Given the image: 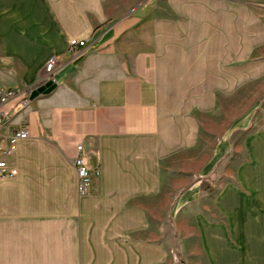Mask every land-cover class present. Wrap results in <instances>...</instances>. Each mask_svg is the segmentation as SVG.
Masks as SVG:
<instances>
[{
    "label": "crops",
    "instance_id": "0c3cea01",
    "mask_svg": "<svg viewBox=\"0 0 264 264\" xmlns=\"http://www.w3.org/2000/svg\"><path fill=\"white\" fill-rule=\"evenodd\" d=\"M229 70L264 85V0H0L5 127L31 135L0 178V264H264V102L212 126Z\"/></svg>",
    "mask_w": 264,
    "mask_h": 264
},
{
    "label": "built area",
    "instance_id": "2783aa9c",
    "mask_svg": "<svg viewBox=\"0 0 264 264\" xmlns=\"http://www.w3.org/2000/svg\"><path fill=\"white\" fill-rule=\"evenodd\" d=\"M86 42V39L75 37L69 39V50L73 59H77L83 55ZM55 66V58L47 62L44 69V77L39 85L46 81V77L53 71ZM17 94L18 92L14 89L0 86V178H12L17 175L18 168L12 164L11 158L15 153L18 143L31 137L29 127L26 124L11 131L5 127L9 117L6 104ZM74 166L76 189L79 196L89 195L92 191L93 176L98 173V168L89 165L85 148L81 142L75 145Z\"/></svg>",
    "mask_w": 264,
    "mask_h": 264
},
{
    "label": "rangeland",
    "instance_id": "374dc122",
    "mask_svg": "<svg viewBox=\"0 0 264 264\" xmlns=\"http://www.w3.org/2000/svg\"><path fill=\"white\" fill-rule=\"evenodd\" d=\"M133 1H157V0H133ZM153 2H150L149 4H152ZM163 45L165 47V50L170 48L171 46H175V38H167L163 42ZM167 74H170L172 71L167 70L164 71ZM217 72L218 71H213ZM229 83L227 87H221L218 84V79L215 77L211 79V85L205 86V93L211 95V109H212V126L215 124V121H217L216 124L219 125V121H224V118H215V116H219V110H220V104L222 105V111L221 113L227 114V121L228 125L231 124L232 120L241 113L246 112H252L257 105H259L261 102H264V85L262 84V80L259 78H246L244 79V82L242 84H235V81L232 80L234 78V71L229 70ZM232 83H231V82ZM201 87H196V89H200ZM226 93V94H225ZM223 95H226V100L222 103L218 101L220 99V96L223 98ZM214 96H217V101H215ZM199 103V102H198ZM199 104H204L203 102ZM205 104L209 105L205 102ZM217 106V107H216ZM217 108V109H216ZM196 118L199 117L198 120L201 121L202 125L203 122L207 126L208 118L207 117H201L198 115V113L193 114ZM201 117V118H200ZM40 156H43V150L40 149ZM208 191H211V189H207Z\"/></svg>",
    "mask_w": 264,
    "mask_h": 264
},
{
    "label": "water",
    "instance_id": "95a60500",
    "mask_svg": "<svg viewBox=\"0 0 264 264\" xmlns=\"http://www.w3.org/2000/svg\"><path fill=\"white\" fill-rule=\"evenodd\" d=\"M54 87H55L54 81L51 79H48L41 85L35 87L33 91L31 92V96L48 94L53 90Z\"/></svg>",
    "mask_w": 264,
    "mask_h": 264
}]
</instances>
